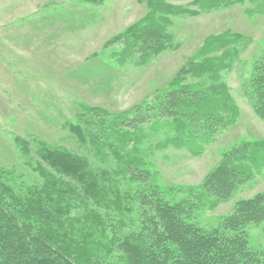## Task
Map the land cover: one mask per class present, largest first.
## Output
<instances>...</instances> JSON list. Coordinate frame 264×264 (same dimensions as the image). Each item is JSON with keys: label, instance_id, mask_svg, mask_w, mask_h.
<instances>
[{"label": "trees", "instance_id": "16d2710c", "mask_svg": "<svg viewBox=\"0 0 264 264\" xmlns=\"http://www.w3.org/2000/svg\"><path fill=\"white\" fill-rule=\"evenodd\" d=\"M174 1H189L196 9ZM261 1L138 0L149 12L126 32L117 64L141 67L166 52L174 40L173 18L258 7ZM248 41L230 31L209 36L177 84L153 102L124 112L80 105L64 128L85 154L44 142L33 151L18 139L38 180L27 184L0 171V264H264V247H256L249 232L264 225V192L237 200L216 226L200 224L197 216L233 200L262 171L264 156L254 167L243 158L237 162L234 148L176 200L160 187L141 135L142 126L160 118L159 129L177 135L162 146L198 152L205 138L235 124L239 110L222 73L231 70ZM187 77L191 81L182 84L180 78ZM246 96L264 122V56L254 64ZM121 176L140 189H123Z\"/></svg>", "mask_w": 264, "mask_h": 264}, {"label": "rangeland", "instance_id": "374dc122", "mask_svg": "<svg viewBox=\"0 0 264 264\" xmlns=\"http://www.w3.org/2000/svg\"><path fill=\"white\" fill-rule=\"evenodd\" d=\"M173 4L196 9L189 1ZM260 4L173 18L172 46L136 67L120 66L116 57L126 32L149 12L138 0H0V171L27 184L38 180L25 164L18 139L33 151L44 142L85 154L64 128L75 120L80 105L124 112L153 102L177 84L179 73L209 36L225 31L249 39L231 70L222 73L239 110L237 121L205 138L198 145L201 151L194 152L162 146L177 135L159 129L164 120L155 118L142 126L143 154L159 172L160 187L176 200L185 197L186 188L200 185L234 148L241 157L237 162L243 158L255 167L264 156V122L254 114L246 89L255 62L264 56V0ZM180 81L188 84L191 79ZM261 170L233 200L197 214L199 223L216 226L237 200L264 192ZM119 180L123 189H140L122 176ZM249 232L255 246L263 248L264 225Z\"/></svg>", "mask_w": 264, "mask_h": 264}]
</instances>
